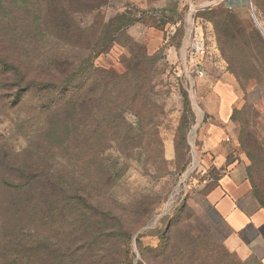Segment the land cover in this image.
I'll list each match as a JSON object with an SVG mask.
<instances>
[{
	"label": "rangeland",
	"instance_id": "1",
	"mask_svg": "<svg viewBox=\"0 0 264 264\" xmlns=\"http://www.w3.org/2000/svg\"><path fill=\"white\" fill-rule=\"evenodd\" d=\"M59 1L67 36L51 17L55 0H0V62L30 79L41 64L50 74L59 49L82 60L83 30L123 14L136 22L94 64L131 75L111 86L99 77L97 123L69 112V135L58 138L39 96L17 104L13 73L0 71V264H258L208 197L235 165L264 193L261 9L250 0ZM221 5L232 15L218 26L201 15ZM228 85L239 97L225 127L218 92ZM32 171L41 182L28 180ZM52 176L69 202L45 184ZM77 189L93 201L78 204Z\"/></svg>",
	"mask_w": 264,
	"mask_h": 264
},
{
	"label": "trees",
	"instance_id": "2",
	"mask_svg": "<svg viewBox=\"0 0 264 264\" xmlns=\"http://www.w3.org/2000/svg\"><path fill=\"white\" fill-rule=\"evenodd\" d=\"M63 3L64 1L58 2V0H55V9L51 17H54L56 27L62 32V35L67 36L71 28L67 21V15L64 11L65 6ZM226 6L227 7L221 5L218 8V10L221 8L225 9L226 11L224 12H212L211 9H207L204 10L205 12L201 15L206 17L208 23L218 26L221 18L228 19L232 15V12L228 10L230 6ZM98 11L99 7L96 6L92 8L91 13H96V17L101 18L102 16ZM71 20H73L72 17ZM135 22L136 21L134 20H126L123 14H119L106 23L105 21L101 22L102 30L98 29L95 31L94 28L83 30V32L85 31L87 34L91 33L89 44L80 50L86 52L84 54L85 58L82 60L71 58L69 56L70 53L67 52L66 48H62V50L59 49L54 60L48 65V68L51 69L50 74L46 73L48 70L44 69L45 64H41L38 66L37 74L34 78L30 79L26 75L27 70L22 69V66L15 67L13 64H8L7 60L1 61L0 71H10L13 73V77L7 86L9 88L16 87V89H18L19 93L16 95V99L18 100L17 104H22L32 95H38L39 113L42 115L52 113L51 127H53L54 136H57L58 138H66L69 135V131L67 132L69 129V112L71 115L77 113L78 120L84 122L92 120L94 123L96 120L97 123L99 116H97V110L93 112L92 106L97 102V99H99L97 95L99 92V84H97V80L100 78L105 80L108 79L109 86H111V81L126 78L128 75H131V73L120 77L111 75L106 70L97 68L94 64L95 59L102 54L108 53L116 43L117 37L125 35L126 29ZM130 42L134 45L136 44L131 40ZM155 56L153 55L150 57L146 55L145 58L153 60ZM14 71L17 74L16 77H14ZM111 90L112 88L109 89V92ZM101 102L102 101L99 100V103ZM105 104L107 105L108 116H112L114 112V98L109 95L105 99ZM80 124L83 123L81 122ZM79 128L80 125H78L77 130H79ZM92 134L94 135L95 132ZM242 145L246 146L244 143H242ZM250 156L252 158L254 154H250ZM247 173L248 179L252 185L253 194L261 208L264 210V193L256 187V183L251 176L250 170H247ZM28 180L32 183L41 182L40 177L35 171L30 173ZM45 184L50 187L52 191H60L64 189V197L67 194V186H64L62 182L55 179L53 176L51 178L48 177ZM75 194V200L78 204L81 202H91L94 199V196H90V193L85 189H77ZM71 199L72 197H65L66 202H69ZM32 200H34V198H32ZM85 215L86 212L81 213L80 218ZM128 234L129 233H126V235ZM255 260L258 264H262L259 260Z\"/></svg>",
	"mask_w": 264,
	"mask_h": 264
},
{
	"label": "crops",
	"instance_id": "3",
	"mask_svg": "<svg viewBox=\"0 0 264 264\" xmlns=\"http://www.w3.org/2000/svg\"><path fill=\"white\" fill-rule=\"evenodd\" d=\"M250 4L261 9L264 20V0H250ZM228 77L230 76L224 75L225 79ZM218 93V118L223 120L226 127L239 96L231 85L225 86ZM214 132L220 133L219 130ZM208 200L219 217L229 226L239 246L243 247L249 256L264 264V210L253 194L245 168L235 165L225 173L217 188L209 194Z\"/></svg>",
	"mask_w": 264,
	"mask_h": 264
},
{
	"label": "built area",
	"instance_id": "4",
	"mask_svg": "<svg viewBox=\"0 0 264 264\" xmlns=\"http://www.w3.org/2000/svg\"><path fill=\"white\" fill-rule=\"evenodd\" d=\"M198 74L202 76V75H203V72H202V71H200V72H198Z\"/></svg>",
	"mask_w": 264,
	"mask_h": 264
}]
</instances>
